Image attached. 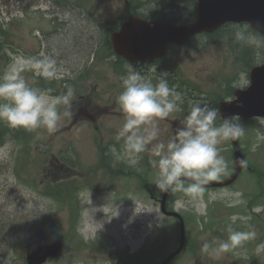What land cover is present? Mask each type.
<instances>
[{"label": "rangeland", "instance_id": "1", "mask_svg": "<svg viewBox=\"0 0 264 264\" xmlns=\"http://www.w3.org/2000/svg\"><path fill=\"white\" fill-rule=\"evenodd\" d=\"M130 12L148 18L165 16L170 22L193 16L188 0H130L129 6L125 0H0V28L12 32L10 42L2 47L1 53L9 61L0 65V76L18 56H51L56 60L60 77L46 82L26 72L29 83L46 89L45 85L55 81L56 88L51 85L53 96L64 93L65 85H71L75 89L72 105L77 108L81 96L90 98L92 103L87 108L94 117L80 116L75 121L73 117H64L53 134L44 129H13L0 121V132L4 135L15 131V138L29 133L33 139L29 147L22 138L14 139L11 135L0 145V264H27L28 244L50 229L65 235L67 242L70 236L77 239L79 235L80 242L77 241L78 246L68 243L63 257L50 259L46 264H158L176 246L179 225L164 217L160 205L143 185L148 179L154 195L162 197L164 192L155 187L158 169L147 162L149 153L138 158L126 150L122 139H117L124 122V115L113 113L121 111L116 102L123 90L120 77L123 79L136 70L155 84L161 74L174 75L170 84L182 93L184 102L180 111L159 121L160 138L167 142L175 136L177 127L183 126L190 102L215 107L218 99L233 100L235 90L250 86L251 67L264 63V38L247 24L228 25L226 28L233 29L232 32L198 37L188 46L170 51L168 60L159 67L139 66L140 70L115 63L109 45L111 29ZM241 29L253 34L247 44L241 45L234 38ZM246 55L249 61L245 60ZM65 110V106H60L61 112ZM240 122L245 127L241 145L250 162L264 171V119ZM216 123L219 126L222 122L218 119ZM115 143H120L121 148ZM219 147L229 161L231 173L232 143L228 141ZM104 149L112 154L107 163L115 174L104 167ZM64 161L75 162L80 172L88 173L98 166L99 169L72 177ZM129 170L136 171L131 176L125 173ZM257 177L244 173L234 187L205 190L196 200L182 192L171 194L172 207L190 217L187 237L192 242L202 245L213 239V233L205 231L203 218L217 220L218 233L228 224L246 225L241 231L249 230L251 225L257 231L255 240L220 258L205 253L200 258L190 248L172 264H264V252L256 253L257 244L264 242V206H257L251 214L246 198L260 195L264 178L259 181ZM65 178L82 187L78 194L81 208L76 231L72 228L69 205L44 195L57 187L59 181L65 183ZM87 181L91 182L90 187ZM238 199L243 202L236 203ZM207 207L210 219L205 216ZM254 213L260 218L252 220ZM226 239L227 235L220 236V240Z\"/></svg>", "mask_w": 264, "mask_h": 264}, {"label": "clouds", "instance_id": "2", "mask_svg": "<svg viewBox=\"0 0 264 264\" xmlns=\"http://www.w3.org/2000/svg\"><path fill=\"white\" fill-rule=\"evenodd\" d=\"M235 40L241 45L249 43L253 34L241 29ZM130 68H133L130 65ZM54 80L60 77L57 63L51 56H18L0 76V121L13 129L34 131L44 129L55 133L64 117H72L71 110L75 89L65 85L66 91L51 95L52 89H41L29 83L25 76ZM123 90L116 98L124 122L117 133L129 153L142 158L149 153V163L158 169L155 187L161 192H182L199 199L211 182H219L229 173V161L219 147L228 141H238L245 135V127L239 119L224 117L218 107H210L200 101L190 102V111L177 127L175 136L165 142L161 137L159 121L166 120L181 110L183 95L170 86L166 73L153 84L145 80L139 71L131 70L122 79ZM65 106V111H60ZM222 123L217 126V120ZM237 166L246 167L247 160L237 159ZM238 199L236 203H242ZM237 230L232 224L225 228L227 239L214 238L204 241L201 252L220 258L248 241L257 238L256 229ZM264 252V242L257 244L256 253Z\"/></svg>", "mask_w": 264, "mask_h": 264}, {"label": "water", "instance_id": "3", "mask_svg": "<svg viewBox=\"0 0 264 264\" xmlns=\"http://www.w3.org/2000/svg\"><path fill=\"white\" fill-rule=\"evenodd\" d=\"M198 18L195 22L173 26L159 23H147L135 18L125 23L121 34L115 36L113 45L115 51L127 59L153 60L164 55L169 43L183 45L191 38L202 33H212L224 24L249 23L264 36V0H197ZM237 99L224 103L220 112L224 117L240 116L247 120L253 117H264V64L251 71V86L245 91L236 92ZM235 151V171L226 181L209 184V187H225L234 183L245 167L237 166V159H245L238 147V141H233ZM170 192V191H169ZM167 192L162 203L165 215H174L181 219V244L165 262L182 252L185 242V224L176 213L166 209ZM64 254L63 243L51 237L39 238L27 249L28 264H44L48 258H58Z\"/></svg>", "mask_w": 264, "mask_h": 264}, {"label": "trees", "instance_id": "4", "mask_svg": "<svg viewBox=\"0 0 264 264\" xmlns=\"http://www.w3.org/2000/svg\"><path fill=\"white\" fill-rule=\"evenodd\" d=\"M188 4H189V6H191V9H192L193 13H195V9H196V6H197L196 1L195 0H191V3H190L189 0H188ZM153 18L157 19V20H159L161 22L168 21L165 16H162V17H158L157 16V17H153ZM11 36H12V32L10 30L4 29L2 27L0 28V65L7 64L8 61H9L8 57L4 53H1V52H2V47H4V45L6 43L10 42ZM3 37H4V39L1 40ZM247 56L249 57V55H247ZM33 78H36V77H33ZM38 79L40 81H46V80H44L43 78H40V77H38ZM49 84L50 85H45L44 87H46V89H53L52 86H54L56 88V82L55 81H53V82H51ZM53 91L54 90H52L51 93H53ZM220 101H221V99H218V103L216 104V107L218 106ZM17 138H15V139H17ZM21 138L24 141H26L27 146H29V147L32 146V144H31L32 142H30L31 140H33L32 137H31V134L24 133V136L20 135L18 139H21ZM28 142H30V144ZM115 144H116L115 145L116 147L121 148L120 143H115ZM104 154L105 155H103V156L106 159H111L112 158V156H111L112 154H107L105 149H104ZM108 156H110V157H108ZM148 161L149 160L147 159V162ZM104 165L108 166V164L106 162H105ZM71 166L73 168L72 169L73 173H75V170L77 169V168H75V166H76L75 162H72ZM107 166H106V169L108 168ZM22 170H23V167H22ZM254 171L257 173L259 181H261L262 178H264V174L257 167H256V169H254ZM133 174H134V172H133ZM58 180H61V179H58ZM65 180H66L65 183H61V181H59V182L57 181L58 182L57 185H56L57 187H54V188L46 191L44 193V195L47 196V197H50V198H54L55 201L62 203V205L63 204L69 205L72 208V211H73L74 215H77L78 212L80 211L79 206H78V205H80V200L78 198V194H79L80 190L82 189V187L79 186L78 182H76L75 180L74 181H68V178H65ZM86 185L89 186V187L91 186L90 184H86ZM261 190H264V187H262ZM263 195H264V191H262L260 193V196H263ZM43 233H46L47 235L58 236V237L60 235V233L57 230H54V229H50L49 232H48V230L47 231L44 230ZM70 237L72 238V240H69L68 242L66 240V236L65 235L62 236V239L64 240V242H67V244L70 243V242H72L74 244L75 243L77 244V241H80L79 237H77V239H75L72 236H70Z\"/></svg>", "mask_w": 264, "mask_h": 264}, {"label": "flooded vegetation", "instance_id": "5", "mask_svg": "<svg viewBox=\"0 0 264 264\" xmlns=\"http://www.w3.org/2000/svg\"><path fill=\"white\" fill-rule=\"evenodd\" d=\"M161 61H157V62H155V63H153V64H158V63H160ZM214 236V235H213ZM213 236H212V238H213Z\"/></svg>", "mask_w": 264, "mask_h": 264}]
</instances>
